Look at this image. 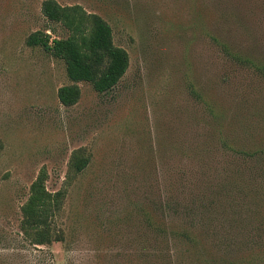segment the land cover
<instances>
[{
  "label": "rangeland",
  "instance_id": "1",
  "mask_svg": "<svg viewBox=\"0 0 264 264\" xmlns=\"http://www.w3.org/2000/svg\"><path fill=\"white\" fill-rule=\"evenodd\" d=\"M44 1L0 0V264H264V0H55L130 60L71 107L65 62L27 44L69 36ZM42 169L61 240L38 246L21 223Z\"/></svg>",
  "mask_w": 264,
  "mask_h": 264
},
{
  "label": "trees",
  "instance_id": "2",
  "mask_svg": "<svg viewBox=\"0 0 264 264\" xmlns=\"http://www.w3.org/2000/svg\"><path fill=\"white\" fill-rule=\"evenodd\" d=\"M44 16L51 22L62 24L67 38H52L44 32L32 34L27 44L41 47L66 64L71 85L61 87L58 98L65 107H71L81 98L80 82L90 83L98 93L113 90L127 73L130 60L127 51L114 43L111 26L99 15L89 14L80 6L66 7L55 0H45ZM88 159L78 157L76 172H82ZM47 172L42 169L32 184L28 201L22 207V230L34 245H50L60 241L53 233L51 217L60 210L62 192L51 193L45 186Z\"/></svg>",
  "mask_w": 264,
  "mask_h": 264
}]
</instances>
